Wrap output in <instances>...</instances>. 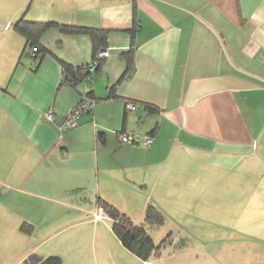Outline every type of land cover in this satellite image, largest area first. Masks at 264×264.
Listing matches in <instances>:
<instances>
[{
	"label": "crops",
	"instance_id": "obj_1",
	"mask_svg": "<svg viewBox=\"0 0 264 264\" xmlns=\"http://www.w3.org/2000/svg\"><path fill=\"white\" fill-rule=\"evenodd\" d=\"M20 16L105 29L109 54L90 86L64 82L61 64L90 63L92 36L50 26L43 54L21 55ZM90 89L91 111L60 131L57 120ZM116 94L140 105L128 111ZM133 130L152 143L120 142ZM218 177L242 181L241 216L251 192L264 207V0H0V264L31 253L168 264L175 253L142 259L126 248L109 217H94L97 198L140 222L148 203L201 209Z\"/></svg>",
	"mask_w": 264,
	"mask_h": 264
},
{
	"label": "rangeland",
	"instance_id": "obj_2",
	"mask_svg": "<svg viewBox=\"0 0 264 264\" xmlns=\"http://www.w3.org/2000/svg\"><path fill=\"white\" fill-rule=\"evenodd\" d=\"M250 166L249 180L253 189L260 176L253 169L255 165ZM217 182L219 186L216 181L213 185L216 184L219 192L201 193V209L170 207V214L164 209L163 223L150 228L156 244L170 233L168 241L164 240L159 247L163 255L175 253L166 260L168 264H264V207H261L259 193L251 192L250 216L243 217L241 208L246 196L242 197L237 191L242 181L233 179V191L227 190L231 185L229 180L220 177L219 181L218 177ZM181 200L177 199L178 203ZM231 202L234 206L228 207Z\"/></svg>",
	"mask_w": 264,
	"mask_h": 264
},
{
	"label": "trees",
	"instance_id": "obj_3",
	"mask_svg": "<svg viewBox=\"0 0 264 264\" xmlns=\"http://www.w3.org/2000/svg\"><path fill=\"white\" fill-rule=\"evenodd\" d=\"M12 25L14 28H16L18 31H20L25 36V44L23 45L21 55L25 54L30 57H38L43 54L44 48L39 45V36L42 34V32L50 27V26H57L59 30L63 32H87L92 36L93 40V58L92 61L96 62V67L93 70H87L85 67L89 64L84 65H72L67 62H62V77L61 79L69 84H76L78 82H84L90 86L91 82V72L94 70L100 69V65L102 62V58L104 57H97L96 52L97 50L105 47L106 43V34L107 31L105 29H99L94 27H84V26H76V25H70L65 23H57L54 21H35V20H28L24 18L23 16L18 17L12 22ZM28 46H34L36 49L34 50V53L27 52L26 48ZM111 86L110 88H112ZM91 89L88 91L82 92L80 97L82 96H88L91 95ZM106 97H112L111 93H108ZM113 97H120L124 98L125 102L127 100H134L137 99H130L128 97H124L121 95L116 94ZM91 98V97H90ZM80 99V98H79ZM96 101V100H95ZM139 101H137L138 103ZM146 107H149L147 102H144ZM140 105V102L138 103L137 107ZM93 107V105H92ZM90 107L89 109L84 110L79 118L84 113H89L92 109ZM136 107V108H137ZM126 108V107H125ZM130 111V110H128ZM66 114V113H65ZM64 114V115H65ZM63 115V116H64ZM62 116V117H63ZM142 116V114H141ZM61 117V118H62ZM147 117V111H145V118ZM60 118V119H61ZM78 118V123H79ZM140 118V116H139ZM138 118V123L140 124ZM144 118V119H145ZM58 121V120H57ZM77 123V125H78ZM71 129L67 128L66 130ZM138 131V130H137ZM131 132V131H130ZM139 132V131H138ZM122 133H128V132H122ZM140 133V132H139ZM121 134V133H120ZM142 135H148L152 137L151 133H140ZM119 140L121 142V138L119 135ZM153 141V137H152ZM123 143V142H122ZM126 143V142H125ZM152 143V142H151ZM150 143V144H151ZM131 145H138L141 144V142H137L136 144L133 143H127ZM149 144V145H150ZM145 146V145H143ZM97 204L102 208V211L111 219V229L116 234V236L120 239L121 243L128 248L131 252L136 254L142 259H146L152 254L156 255L159 251V247L161 246L162 242L168 241V236L170 233L166 235V237L162 238L160 244H156L151 236L150 228L153 229L156 226H159L164 221V214L162 211L156 207L152 203H148L145 207L143 218L140 222H134L130 217H128L125 213L121 212L117 207H115L113 204L108 202L102 197L97 198ZM61 258L57 254H51L47 256H42L37 253H31L29 254L24 260L23 264H60Z\"/></svg>",
	"mask_w": 264,
	"mask_h": 264
},
{
	"label": "built area",
	"instance_id": "obj_4",
	"mask_svg": "<svg viewBox=\"0 0 264 264\" xmlns=\"http://www.w3.org/2000/svg\"><path fill=\"white\" fill-rule=\"evenodd\" d=\"M36 47L28 46L26 48L27 52L34 53V50ZM109 54L108 47H103L96 52L97 57H106ZM96 67V62L91 61L85 68L87 70H93ZM94 104V100L88 96H82L80 99H78L66 112V114L59 119L56 124L60 131H64L67 128H73L78 123V118L81 115V113L92 107ZM138 103L134 100H127L125 102L126 110H135ZM47 119H54V113L52 109H49L46 113ZM145 118V112L142 113V116L139 118V122L143 121ZM121 142L123 143H133L136 144L137 142H141L143 145L148 146L152 142V137L148 135H142L137 130H133L128 133H121L120 134ZM95 218H105L108 217L103 211L95 212L94 214Z\"/></svg>",
	"mask_w": 264,
	"mask_h": 264
}]
</instances>
